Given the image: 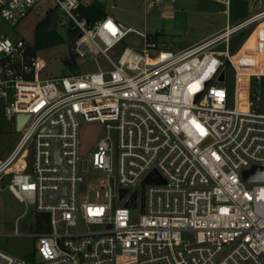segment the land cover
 Segmentation results:
<instances>
[{
  "label": "built area",
  "instance_id": "obj_1",
  "mask_svg": "<svg viewBox=\"0 0 264 264\" xmlns=\"http://www.w3.org/2000/svg\"><path fill=\"white\" fill-rule=\"evenodd\" d=\"M38 1L0 0V18L15 26ZM54 1L79 31L72 57L100 54L111 69L41 78L45 63L28 43L0 33V119L16 129L17 116L29 115L0 157V192L25 205L22 217L30 207L49 217L30 234L18 219L13 235L35 240L34 258L0 249V264H264V182L242 179L264 168V9L249 3L231 22L232 0H213L226 7V25L173 51L159 46L158 30L111 16L90 25L76 12L80 0ZM242 32L257 35L256 48L246 49L249 34L234 54ZM130 34L140 46L121 47ZM83 121L104 126L89 160L107 175L94 202L80 195ZM140 183L135 220L121 193Z\"/></svg>",
  "mask_w": 264,
  "mask_h": 264
},
{
  "label": "rangeland",
  "instance_id": "obj_2",
  "mask_svg": "<svg viewBox=\"0 0 264 264\" xmlns=\"http://www.w3.org/2000/svg\"><path fill=\"white\" fill-rule=\"evenodd\" d=\"M82 4H88L93 0H80ZM105 6V11L114 17L124 27H132L139 31L148 32L159 31V46L164 49L178 51L189 48L194 43L201 41L205 37L212 35L222 29L228 22L227 10L221 3L213 0H175L172 2V16L163 14L161 5H152L148 2L145 9L144 0H96ZM252 4V11L264 9V0H249ZM56 10L54 13L52 11ZM47 14L48 17H47ZM48 20V30L57 29L63 36L64 27L60 22H67V17L59 11L54 0H39L28 14L15 26L5 22L0 18V33L6 34L12 41L24 39L27 43H32L34 28L38 21ZM251 37L247 39L248 50H254L257 45V35L249 33ZM77 37V36H76ZM75 37V38H76ZM248 37V36H247ZM246 37V38H247ZM74 38V39H75ZM72 41V40H71ZM66 38V43L60 46L40 50L37 57L45 63V68L41 72V78L58 77L62 75L77 74L83 72H93L110 70L111 65L100 54L90 55L86 58H73L74 65L70 66L67 59L72 56L73 41ZM127 47H138L141 40L130 34L126 38ZM244 44L241 43V47ZM249 44V45H248ZM238 51L234 48L233 53ZM232 76V71L227 69ZM226 70L225 73L227 74ZM261 101L259 111L264 114V81L262 82ZM232 106V104H230ZM104 133V126L97 122L83 121L79 129L80 153L83 158V167L86 168L84 182L80 186L81 200L87 197L89 201H96V182L106 180L107 175L101 170H97L89 165V160L95 151L98 140ZM19 139V132L15 129L11 120L0 119V157L13 149ZM144 184H138L126 191L128 198H131L132 219H138L142 213V206L145 201ZM103 196V190H99ZM121 199H125L121 198ZM121 202V200H119ZM26 210L24 204L20 203L9 191L0 192V249L7 253L24 258L35 250V240L28 235H13L16 221L20 219L18 231L25 234L34 232L33 223L35 212L30 207ZM82 230L83 228L80 227Z\"/></svg>",
  "mask_w": 264,
  "mask_h": 264
},
{
  "label": "trees",
  "instance_id": "obj_3",
  "mask_svg": "<svg viewBox=\"0 0 264 264\" xmlns=\"http://www.w3.org/2000/svg\"><path fill=\"white\" fill-rule=\"evenodd\" d=\"M57 6V5H56ZM58 8V7H57ZM56 10L52 11L54 13ZM76 12L81 18H85L90 25L94 24L96 21L101 20L108 16L105 11V6L102 3H99L96 0L91 1L88 4H82L81 1L77 6ZM249 14V0H232L231 9H230V21L237 22L240 19L246 17ZM49 14H47L48 17ZM45 17L44 19L38 21L34 28V37L32 43H28V49L30 55L37 56V53L40 50L60 46L66 43V38L68 40H74V38L78 35L79 31L74 28V24L71 21L67 22H60V25L64 27L65 35L58 31L57 29L48 30L49 26V18L48 20ZM264 27V24L262 28ZM249 35V32H242L236 35L232 40V48L237 47L241 42L246 39ZM158 33V39H159ZM157 40V37L153 38V40ZM71 41V42H72ZM125 42L121 44V47L125 46ZM73 56V53H72ZM67 59V63L72 66L74 65L73 57ZM264 81V78L262 79ZM122 197L127 196L126 191L123 190L121 193ZM128 207L132 208L134 204H132L131 198L126 204ZM35 222H34V229L36 231H41L46 229V226H42L43 221L47 220L49 217L46 214L35 213ZM29 260L34 258V252L30 253L27 257Z\"/></svg>",
  "mask_w": 264,
  "mask_h": 264
},
{
  "label": "water",
  "instance_id": "obj_4",
  "mask_svg": "<svg viewBox=\"0 0 264 264\" xmlns=\"http://www.w3.org/2000/svg\"><path fill=\"white\" fill-rule=\"evenodd\" d=\"M28 118H29V115L17 116L16 118V130L17 131H20L22 129V127L24 126ZM55 155L58 160L57 146H55ZM242 179L246 184H249L251 182H264V168L254 166L250 168L249 170H245L242 172Z\"/></svg>",
  "mask_w": 264,
  "mask_h": 264
},
{
  "label": "crops",
  "instance_id": "obj_5",
  "mask_svg": "<svg viewBox=\"0 0 264 264\" xmlns=\"http://www.w3.org/2000/svg\"><path fill=\"white\" fill-rule=\"evenodd\" d=\"M163 7V9H164V12H163V14H167V16H172V11H171V9H172V3H168V4H166V5H164V6H162ZM108 16H110L109 14H108ZM112 17V16H111ZM114 18V17H113ZM209 36H211V35H209ZM208 37V36H207ZM207 37H205V38H207ZM204 38V39H205ZM203 40V39H202ZM199 42V41H198ZM197 43V42H196ZM195 44V43H194ZM186 49V48H185ZM181 50H184V49H180V50H178V51H181Z\"/></svg>",
  "mask_w": 264,
  "mask_h": 264
}]
</instances>
